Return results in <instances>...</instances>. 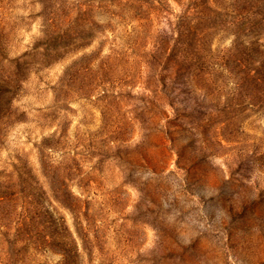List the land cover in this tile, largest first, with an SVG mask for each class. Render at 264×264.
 <instances>
[{
    "label": "rangeland",
    "instance_id": "rangeland-1",
    "mask_svg": "<svg viewBox=\"0 0 264 264\" xmlns=\"http://www.w3.org/2000/svg\"><path fill=\"white\" fill-rule=\"evenodd\" d=\"M39 1L0 0V188L12 192L0 230L25 214L18 168L34 175L36 146L56 141L50 163L73 170L71 191L99 225L97 241L79 240L70 213L36 179L67 230L68 260L264 264V86L241 85L228 64L248 51L238 42L264 54V0H148L144 16L131 3L101 15L92 3L91 30L57 48L34 46ZM188 6L181 24L197 29L176 50L200 67L177 74L172 58L160 70L162 39L172 40L174 13ZM197 14L214 18L189 24ZM34 246L17 264H65L59 245Z\"/></svg>",
    "mask_w": 264,
    "mask_h": 264
},
{
    "label": "trees",
    "instance_id": "trees-1",
    "mask_svg": "<svg viewBox=\"0 0 264 264\" xmlns=\"http://www.w3.org/2000/svg\"><path fill=\"white\" fill-rule=\"evenodd\" d=\"M71 1H74L75 3L73 2L69 4V0L39 1L40 9L42 11L40 19L41 30L39 31L41 37L37 39L34 46H44L45 48L63 47L66 43H69V41L81 37L82 33L91 30L86 16L88 12L91 11L90 6L92 3L97 4L101 15H108V11L114 12L116 6L123 8L131 3L134 4V7L138 10L139 14L143 16L148 13L146 8H148L147 4H150L148 0H82L81 3L84 4V10L81 12V7L76 6V3L80 0ZM164 1L167 5L170 2V0ZM162 6L165 7L164 5H161L158 9ZM73 7L76 8L74 11L75 15L73 16L75 18L69 16ZM188 8L189 6L185 12L181 10L180 12L174 13L175 17H171H174L173 23H170L171 28L165 34L172 35L171 37L172 40H174V47L170 45L172 40H170L168 36H165V39H162L164 59L161 63L160 70L168 69L172 58H174L173 60H176L177 63V74H183L191 71V69H199L200 67L197 63L194 64L193 61L187 62V57L184 56V52H178L179 50H176V46L179 42L184 44L192 41L191 35L197 29L193 27L190 30H185L186 27H183L181 24L183 22L182 20L187 15ZM77 16L80 18L84 17L85 19H80L78 21ZM196 17L198 18L197 20L189 21L188 23L194 24L197 22L199 24V22H208L214 18L201 14H197ZM203 18H205L204 21L202 20ZM241 23L245 24L246 22L243 21ZM247 26L253 27L254 24L248 23ZM188 31L190 33H188ZM93 37H97V35H95V32H90L88 38ZM236 46H241L244 51L245 49H248L247 52L237 49V52L235 51L234 59L231 61L232 63H228L234 65L237 69H240L238 72H240L241 75L238 80L241 85L243 83H248L252 84L253 87H257V85L264 86V54L258 53L255 55L256 50L244 46L241 42H238V45ZM235 67H233V70H236ZM240 67H243V69ZM250 70L253 71L250 72ZM179 76L180 75H177V77ZM249 96L251 97L252 95ZM45 143H48V140ZM45 143L41 144V146L35 145L39 150V171L32 168L34 173V175H32L29 171L30 169L27 170V168H25L26 165L22 164L16 172L15 177L19 181L20 190L26 193V196L24 197L26 203L23 204L22 211L25 214L20 217L19 221L22 223L20 226L13 228V230H10L8 227L0 230V264H17L22 259L20 255L22 248H25L28 244L35 248L34 245L42 247L45 243H51L52 245V242L60 246V250H62L61 255L63 254L65 264H79L78 255H76V259L73 258L71 261L70 259L68 260V254H70L72 249L67 241H65L67 230L64 227L57 226L55 218L52 217L50 211L43 206V196L36 181V179L39 180L40 177L44 179L43 185L46 184L47 192L51 194L53 202L57 203L65 212L70 213L79 240L83 242L85 238L88 237V239H90L91 237L90 241L95 242L98 239L95 231L99 229V225H97V223H94L93 225L87 223L85 219L88 215H91L88 214V206L83 205V200L72 193L71 187L66 179L67 176L73 173V170H70V168L63 166L62 164L55 165L50 163L49 150H52L57 142L55 141L50 147ZM10 192V190L7 191L6 189L0 188V206L5 202H10L11 199H8L7 197ZM3 206L7 207L6 205ZM31 208H33V211ZM85 221L87 225L85 224ZM30 222L31 224L39 223V227H33L29 224Z\"/></svg>",
    "mask_w": 264,
    "mask_h": 264
}]
</instances>
